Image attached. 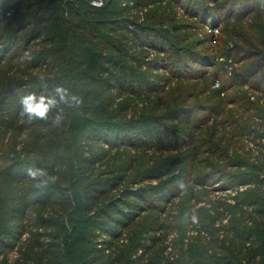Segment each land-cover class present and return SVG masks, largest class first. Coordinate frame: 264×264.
I'll use <instances>...</instances> for the list:
<instances>
[{
    "label": "trees",
    "instance_id": "trees-1",
    "mask_svg": "<svg viewBox=\"0 0 264 264\" xmlns=\"http://www.w3.org/2000/svg\"><path fill=\"white\" fill-rule=\"evenodd\" d=\"M236 12L260 16L259 90L264 0H0V264H264V104L261 132L218 120L239 81L190 34ZM57 87L80 103L21 115L22 97Z\"/></svg>",
    "mask_w": 264,
    "mask_h": 264
},
{
    "label": "rangeland",
    "instance_id": "rangeland-1",
    "mask_svg": "<svg viewBox=\"0 0 264 264\" xmlns=\"http://www.w3.org/2000/svg\"><path fill=\"white\" fill-rule=\"evenodd\" d=\"M185 14V10L178 9L177 18L185 20L186 22L184 23L192 22L191 18H187ZM237 16L238 13L236 12L232 15V18L227 23L223 22V17L219 20V22H216L215 25L210 22L209 24L205 25V28L193 30L190 34L196 33L200 39L205 37L209 38L207 47H210L212 54L219 57L220 62L225 60L229 64L225 66L228 78L237 77V80L239 81V84H235L234 86H232L231 83L227 84L225 87V92L221 94L223 100L221 98L217 100V103L221 105L220 110L222 111V114L220 115L218 120H228L229 122L235 120H241V122L245 121L243 125L249 126V124H251L250 129L254 131L253 133H256L261 132V128L260 123H256V121H259V119H257L254 114H261V111L256 109L255 105H253L252 107L251 104H264V85L258 90V84H260V82L263 80L261 79L263 76L261 74H258L256 77L249 78V71L246 72V69L249 70V64L256 58V55L254 53L259 52L261 50L259 47H252L249 45V38L251 35L249 34V25L256 24L258 22V17L260 16H245L244 19H239L240 22H238ZM227 37H229V39ZM253 44H255V42H253ZM251 55H254V57L253 59L249 60V56ZM227 56L230 58L227 59ZM254 61L256 62V59ZM214 70L215 68H208V72H213ZM194 82H200L201 88L208 86V84L206 85L205 82L200 80ZM224 82H226V79L225 77L221 76L216 82L213 83L212 89L217 90L221 87ZM243 82H246V84L242 85ZM203 99L204 97L202 98V100ZM249 108L251 109L249 110ZM249 117L253 118L255 122L252 123L251 121H249ZM214 121L215 119L213 118L209 122V125ZM227 125L228 123H221L218 129V136H222V134L226 132V137L232 138V143L238 142L239 146L244 145L245 151H248L251 148H260V145H254L250 141L253 136L248 137L249 134L247 135V137L243 138L244 141H238L240 137L236 135L232 136L231 133L229 134V131H231L233 128H229L227 127ZM207 133L208 131L206 132V136ZM227 143L228 141L226 142V144ZM222 144L225 145V148L227 147L226 144ZM233 150H231V152H233ZM204 154L200 157L201 159L206 160L208 158V155ZM234 171L236 170L231 169V172ZM155 184H157V181L145 183V185L149 187L154 186ZM208 187L207 190L209 189ZM213 187L217 188V191L213 192L212 196H217L221 198L223 196L228 195L227 192H224L220 189L219 183H216ZM9 257L14 260L16 258V255L10 254Z\"/></svg>",
    "mask_w": 264,
    "mask_h": 264
},
{
    "label": "clouds",
    "instance_id": "clouds-1",
    "mask_svg": "<svg viewBox=\"0 0 264 264\" xmlns=\"http://www.w3.org/2000/svg\"><path fill=\"white\" fill-rule=\"evenodd\" d=\"M57 97L59 99H57ZM60 103L72 105L79 104L80 100L74 95H69L67 90L62 87H57L54 90V94L51 95H37L35 93L28 94L21 99L22 112L21 115H27L29 120L33 119H47L49 112L57 107ZM62 109L60 113L56 115V123L62 120ZM28 175L33 179L42 178L41 185L46 184L50 177L42 169L29 168ZM40 186V185H38Z\"/></svg>",
    "mask_w": 264,
    "mask_h": 264
},
{
    "label": "built area",
    "instance_id": "built-area-1",
    "mask_svg": "<svg viewBox=\"0 0 264 264\" xmlns=\"http://www.w3.org/2000/svg\"><path fill=\"white\" fill-rule=\"evenodd\" d=\"M95 5H96V6H100L101 3H100V2H96Z\"/></svg>",
    "mask_w": 264,
    "mask_h": 264
}]
</instances>
